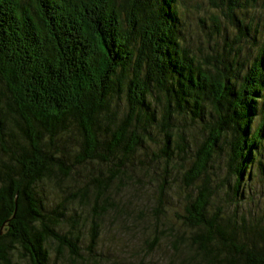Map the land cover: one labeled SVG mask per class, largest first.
<instances>
[{"label": "trees", "instance_id": "16d2710c", "mask_svg": "<svg viewBox=\"0 0 264 264\" xmlns=\"http://www.w3.org/2000/svg\"><path fill=\"white\" fill-rule=\"evenodd\" d=\"M258 2L0 0V264H264Z\"/></svg>", "mask_w": 264, "mask_h": 264}, {"label": "rangeland", "instance_id": "374dc122", "mask_svg": "<svg viewBox=\"0 0 264 264\" xmlns=\"http://www.w3.org/2000/svg\"><path fill=\"white\" fill-rule=\"evenodd\" d=\"M258 5H259V10H258V17L259 19L264 21V0H258ZM153 99V98H152ZM199 131H196V134L194 132L188 133V142H189V153L187 154L188 160L191 159V156L193 154V151L195 149V140L197 136L199 135ZM151 137H155L156 139H151L149 138L148 145H149V152L151 153L150 155L152 156L153 153H158L159 155H162V148H163V140H161L162 136L157 130L155 133L151 134ZM175 152L177 153V149L175 148ZM180 156V160H173L175 162L170 163V168L172 169V172L170 175H168V178L171 183V188H177L179 186V183L176 181V179L179 176V171L181 170L182 166H184L183 162L181 161V153H178ZM219 154V159H226L228 158V153L227 152H220ZM166 163L165 160H160V162H155L151 165H148L145 169L148 172H151L152 176L156 177H164L166 174V169H165ZM141 169H143L141 167ZM224 175L223 177H226L227 174H222ZM185 198V195H184ZM143 202L149 203L147 200L142 199ZM231 201V200H230ZM232 203V208L231 212H235V206ZM241 206L245 207L247 206L246 210L249 209H257L255 206H253L251 203L244 201L241 202ZM258 206V205H256ZM171 208V206H169ZM227 211H229V208H226ZM241 212V211H239ZM128 230L126 228H115L111 227L103 233L102 235V245L100 247V254L101 258L111 260V262L114 259H117L118 261H125L127 264H139L142 262V260L145 261V264H147L150 260V257H145L143 254H141L138 249H137V244H138V239H129L128 240V235H127ZM117 235L116 237H113L114 235ZM128 244V245H127ZM135 246L134 249V255L133 256H128V253L131 252L133 247ZM110 264V263H107Z\"/></svg>", "mask_w": 264, "mask_h": 264}, {"label": "water", "instance_id": "95a60500", "mask_svg": "<svg viewBox=\"0 0 264 264\" xmlns=\"http://www.w3.org/2000/svg\"><path fill=\"white\" fill-rule=\"evenodd\" d=\"M0 233H2V231Z\"/></svg>", "mask_w": 264, "mask_h": 264}]
</instances>
